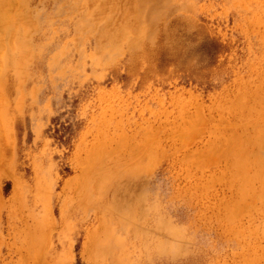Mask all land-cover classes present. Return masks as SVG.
Returning a JSON list of instances; mask_svg holds the SVG:
<instances>
[{
	"label": "rangeland",
	"instance_id": "1",
	"mask_svg": "<svg viewBox=\"0 0 264 264\" xmlns=\"http://www.w3.org/2000/svg\"><path fill=\"white\" fill-rule=\"evenodd\" d=\"M0 264H264V0H0Z\"/></svg>",
	"mask_w": 264,
	"mask_h": 264
},
{
	"label": "bare ground",
	"instance_id": "2",
	"mask_svg": "<svg viewBox=\"0 0 264 264\" xmlns=\"http://www.w3.org/2000/svg\"><path fill=\"white\" fill-rule=\"evenodd\" d=\"M16 1H18V0H16ZM8 4V3H7ZM16 11H18V10H16ZM11 15V14H10ZM13 15V14H12ZM17 17V16H16ZM16 17H14L15 19H16ZM9 18H11V17H9ZM27 23V22H26ZM17 24V23H16Z\"/></svg>",
	"mask_w": 264,
	"mask_h": 264
}]
</instances>
